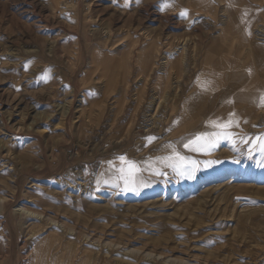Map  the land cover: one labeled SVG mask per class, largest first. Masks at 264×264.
<instances>
[{"label": "rangeland", "instance_id": "rangeland-1", "mask_svg": "<svg viewBox=\"0 0 264 264\" xmlns=\"http://www.w3.org/2000/svg\"><path fill=\"white\" fill-rule=\"evenodd\" d=\"M190 1L0 0V264H264V110L199 116Z\"/></svg>", "mask_w": 264, "mask_h": 264}, {"label": "crops", "instance_id": "crops-1", "mask_svg": "<svg viewBox=\"0 0 264 264\" xmlns=\"http://www.w3.org/2000/svg\"><path fill=\"white\" fill-rule=\"evenodd\" d=\"M190 2L199 7V24L207 28L199 39V79L194 82L199 116H222L228 127L243 126L264 110V0ZM208 30L213 32L208 35Z\"/></svg>", "mask_w": 264, "mask_h": 264}, {"label": "snow or ice", "instance_id": "snow-or-ice-1", "mask_svg": "<svg viewBox=\"0 0 264 264\" xmlns=\"http://www.w3.org/2000/svg\"><path fill=\"white\" fill-rule=\"evenodd\" d=\"M261 103H264V97L260 98ZM207 135V134H201L200 136H197L195 138V140L192 141V143H196L197 141H200L203 139V137ZM153 139V138H150ZM185 147H188V145L186 144ZM260 148L261 151H264V142H260ZM178 155V154H177ZM121 160H124V157H120ZM122 172H124V169H121ZM139 171V169L135 166L134 162H128V175L127 177H122L126 179H130V178H134L135 172Z\"/></svg>", "mask_w": 264, "mask_h": 264}, {"label": "bare ground", "instance_id": "bare-ground-1", "mask_svg": "<svg viewBox=\"0 0 264 264\" xmlns=\"http://www.w3.org/2000/svg\"><path fill=\"white\" fill-rule=\"evenodd\" d=\"M90 1V0H89ZM57 6H60V9H62V8H67V7H70V6H64V5H62L60 2H57ZM96 59V58H95ZM99 61H103V59L101 58V59H98ZM247 92V91H246ZM184 110V106L182 107V111ZM153 120V119H152ZM150 122V121H149ZM149 126L150 125H152L151 124V122L148 124ZM151 128H152V126H151ZM149 130V129H148ZM147 130V131H148ZM197 134H200L199 133V131L198 132H195V134H190V135H193V136H196ZM197 136H199V135H197ZM196 136V137H197ZM194 147H193V144H191L188 148H187V151H192V152H194V153H197V154H199V141H197L196 143H194ZM193 147V148H192ZM233 181V178H231V177H229L228 178V180L226 181V183L225 184H227V183H230V182H232ZM64 254V253H63ZM59 257V256H58ZM55 261H56V259H55Z\"/></svg>", "mask_w": 264, "mask_h": 264}, {"label": "built area", "instance_id": "built-area-1", "mask_svg": "<svg viewBox=\"0 0 264 264\" xmlns=\"http://www.w3.org/2000/svg\"><path fill=\"white\" fill-rule=\"evenodd\" d=\"M71 1H73V0H71Z\"/></svg>", "mask_w": 264, "mask_h": 264}]
</instances>
